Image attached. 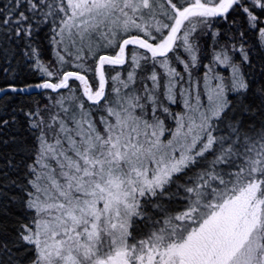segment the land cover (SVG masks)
I'll return each mask as SVG.
<instances>
[{"label": "snow or ice", "instance_id": "1", "mask_svg": "<svg viewBox=\"0 0 264 264\" xmlns=\"http://www.w3.org/2000/svg\"><path fill=\"white\" fill-rule=\"evenodd\" d=\"M0 47V264H264V0H0Z\"/></svg>", "mask_w": 264, "mask_h": 264}, {"label": "trees", "instance_id": "2", "mask_svg": "<svg viewBox=\"0 0 264 264\" xmlns=\"http://www.w3.org/2000/svg\"><path fill=\"white\" fill-rule=\"evenodd\" d=\"M6 47V46H5ZM7 60V54L3 51V48L0 47V65H4ZM18 61H22V57L19 53H16L12 58V63L17 64ZM255 63V71H260V65L257 61L254 60ZM203 71V69H201ZM6 79L5 75L2 71H0V87H3V81ZM15 79L17 82L21 83H36L40 79L39 74H34L29 71L25 64L22 62L19 63L18 71L15 74ZM41 93L32 92L30 96H21L19 94H13L10 90L7 91V95L12 96V99L8 101V108H19V106L23 103H27V101L31 97H35L40 95ZM0 103H3L2 97H0ZM18 117L19 123L17 124H9L7 127H0V166H2L5 161L11 156L14 160H20L23 153L17 151L20 148H23L25 143L31 142V136L25 131L24 128V118L22 112L15 113ZM7 118V117H0ZM17 137L15 141L11 139V137ZM27 138L26 140L23 138ZM7 141V143H5ZM3 167H0V172L5 171ZM17 179V184L23 182L22 179V171H11L8 177L0 176V185L3 184V181L6 179ZM10 195H19L20 190L16 187H11L9 189ZM7 197H0V240H3L5 236L11 239V231H14L12 228L13 223L15 222V217L20 215V209L15 203H11L7 205V212L4 211L5 203L7 201ZM7 229V231H5Z\"/></svg>", "mask_w": 264, "mask_h": 264}, {"label": "water", "instance_id": "3", "mask_svg": "<svg viewBox=\"0 0 264 264\" xmlns=\"http://www.w3.org/2000/svg\"><path fill=\"white\" fill-rule=\"evenodd\" d=\"M30 92H31V93H32V92L39 93L40 90H38V89H32V90H30Z\"/></svg>", "mask_w": 264, "mask_h": 264}]
</instances>
